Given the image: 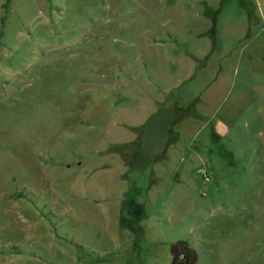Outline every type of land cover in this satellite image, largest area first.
I'll list each match as a JSON object with an SVG mask.
<instances>
[{
    "label": "rangeland",
    "instance_id": "obj_1",
    "mask_svg": "<svg viewBox=\"0 0 264 264\" xmlns=\"http://www.w3.org/2000/svg\"><path fill=\"white\" fill-rule=\"evenodd\" d=\"M264 264V0H0V264Z\"/></svg>",
    "mask_w": 264,
    "mask_h": 264
},
{
    "label": "trees",
    "instance_id": "obj_2",
    "mask_svg": "<svg viewBox=\"0 0 264 264\" xmlns=\"http://www.w3.org/2000/svg\"><path fill=\"white\" fill-rule=\"evenodd\" d=\"M170 264H197L198 253L188 239H176L169 243Z\"/></svg>",
    "mask_w": 264,
    "mask_h": 264
}]
</instances>
